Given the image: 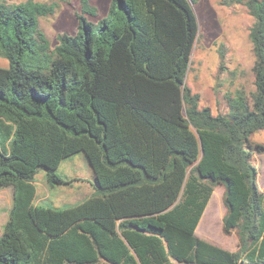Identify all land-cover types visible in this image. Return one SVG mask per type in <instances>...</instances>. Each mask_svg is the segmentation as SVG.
<instances>
[{
  "label": "trees",
  "instance_id": "trees-1",
  "mask_svg": "<svg viewBox=\"0 0 264 264\" xmlns=\"http://www.w3.org/2000/svg\"><path fill=\"white\" fill-rule=\"evenodd\" d=\"M58 1H0V190L12 189L0 264H264L249 144L264 130V0L224 2L253 18L254 91L216 116L185 83L199 0H109L96 23L81 0L76 33L50 49L39 19ZM79 152L95 193L70 208L36 205L38 169L62 185L58 166ZM221 184L234 252L195 235Z\"/></svg>",
  "mask_w": 264,
  "mask_h": 264
},
{
  "label": "rangeland",
  "instance_id": "rangeland-1",
  "mask_svg": "<svg viewBox=\"0 0 264 264\" xmlns=\"http://www.w3.org/2000/svg\"><path fill=\"white\" fill-rule=\"evenodd\" d=\"M0 1L10 5L27 0ZM33 1L50 3L53 0ZM225 1L199 0L193 5L198 21V35L185 79L192 93L198 94L199 107L209 108L214 116L228 114L227 99L234 97L238 90H242L247 99L254 91V78L251 72L254 56L248 37L253 18L244 6L227 5ZM88 2L90 6L96 8L95 15H85L88 21L96 23L107 16L109 0ZM77 13H81V0H62L58 1V7L53 15L39 19V29L48 40L50 49L57 45L58 35L76 33ZM0 67H8L7 61L2 57ZM249 144L251 161L257 170V186L259 191L264 193V130L255 132L250 137ZM56 172L64 184L50 187L45 170L38 169L34 177L36 205L54 209L70 208L83 203L95 193L97 186L94 175L82 152L62 160ZM224 192V184L214 187L203 213L204 221L195 235L210 244L234 252L238 245L235 232L229 236L222 232V218L226 213ZM7 198L6 202L0 201V235L11 207L10 194Z\"/></svg>",
  "mask_w": 264,
  "mask_h": 264
},
{
  "label": "crops",
  "instance_id": "crops-1",
  "mask_svg": "<svg viewBox=\"0 0 264 264\" xmlns=\"http://www.w3.org/2000/svg\"><path fill=\"white\" fill-rule=\"evenodd\" d=\"M10 190V191H9ZM8 194L11 196L12 200V189L11 188H4L0 190V201L1 202H6L8 201ZM7 221V220H6ZM237 243V242H236Z\"/></svg>",
  "mask_w": 264,
  "mask_h": 264
}]
</instances>
